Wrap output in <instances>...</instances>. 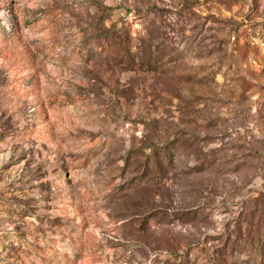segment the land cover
Wrapping results in <instances>:
<instances>
[{
  "label": "rangeland",
  "instance_id": "obj_1",
  "mask_svg": "<svg viewBox=\"0 0 264 264\" xmlns=\"http://www.w3.org/2000/svg\"><path fill=\"white\" fill-rule=\"evenodd\" d=\"M0 264H264V0H0Z\"/></svg>",
  "mask_w": 264,
  "mask_h": 264
}]
</instances>
